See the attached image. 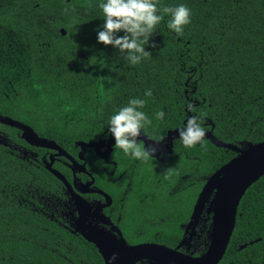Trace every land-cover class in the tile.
Masks as SVG:
<instances>
[{
	"label": "trees",
	"instance_id": "1",
	"mask_svg": "<svg viewBox=\"0 0 264 264\" xmlns=\"http://www.w3.org/2000/svg\"><path fill=\"white\" fill-rule=\"evenodd\" d=\"M99 2L0 0V8L8 9L0 12V22L16 18L2 21L12 22L15 32L6 40L15 41L14 48H29V54L21 56L31 61L24 78L11 80L15 90H9L8 97L0 92L1 114L31 124L69 153L77 151L74 141L99 136L110 115L133 97L145 100L142 110L152 123L143 132L150 137L203 113L205 132L210 130L218 140L240 147L264 140V0H160L162 5L184 3L191 22L177 36L167 28L165 16L145 45L150 55L137 65H129L110 45L96 42L103 23ZM147 89L150 97L143 95ZM189 103L192 111L187 110ZM157 111L164 112L162 119L155 118ZM18 132L0 124V139L5 141L0 142V264H103L96 247L70 231L56 213L62 208L57 199L62 183L19 149L25 143ZM175 151L176 174L168 189L177 186V192L170 200H156L154 190L144 191L146 210L155 216L134 215L141 197L128 203L129 217L142 232L141 237L129 236L133 241L175 244L181 235L177 222L186 220L205 177L235 155L209 139L192 148L177 142ZM85 156L88 169L96 173L100 159L90 149ZM143 176L145 183H153L147 173ZM188 179L190 189L184 187ZM152 203L157 209L152 210ZM207 213L211 216V210ZM157 216L163 219L161 234L152 236ZM173 216L176 224L170 222ZM208 241V236L198 241L192 254H202ZM218 264H264V175L241 197Z\"/></svg>",
	"mask_w": 264,
	"mask_h": 264
},
{
	"label": "flooded vegetation",
	"instance_id": "2",
	"mask_svg": "<svg viewBox=\"0 0 264 264\" xmlns=\"http://www.w3.org/2000/svg\"><path fill=\"white\" fill-rule=\"evenodd\" d=\"M7 10L8 9L6 8H0V12L2 13L7 12ZM2 19V21L16 20V18ZM2 21L0 22V92L2 96L8 97L9 90H15L11 80L14 77L24 78L27 75V72L31 69V61L27 56H21L22 52H27L29 54V48H21L22 50L14 48L16 42L6 40L11 33L14 35L15 32L13 31V25H10L12 22L8 24L2 23ZM40 67H43L40 73L43 77L44 65L42 62H40ZM1 79L6 80V83ZM186 119L187 118L182 121L181 125L167 129L162 136L157 138L150 137L144 132L141 133L137 139L141 141V143H144L145 147L150 145L155 148L154 155L149 157L145 162L136 161L130 157L124 156L121 151L114 146V141L111 136L105 135L108 125L99 136L84 141L96 143L97 148V150H95V146H85L83 154L84 159H80L78 155L81 150L78 141L82 140L74 141V147L77 146V151L74 153H69L58 144L68 155L78 162V165H75L74 170L68 157L55 154L57 152L56 149L28 144L20 137L19 130L17 135L25 143L23 144L24 147L19 146V149L24 148V153L35 159L36 162L42 163L44 167L45 163L50 161V155H52V167L61 172L70 184L71 189H68L66 185L57 178L62 183V191L59 193L60 196L57 197V199L62 201V208L56 213L62 221H65L68 224L67 228H69L70 231L80 235L88 241L79 231H74L76 226L75 221L79 219L80 215H82L85 217V223L89 224V227H85L84 229L86 232H89V234H92V236L100 237L102 234L107 236L115 235L117 238H123L128 244L145 242L158 243L174 248L181 253L193 255L192 253L195 251L197 242L200 240L205 241L207 239V231L209 228L210 215L207 213L209 210L207 207L208 203L202 208L194 227L192 226L193 223L190 222L193 205L200 190L198 191L189 212L187 211L186 220L182 217L181 220L177 222L176 216L170 218V222L175 224L176 222L179 223L178 226L181 229V235L175 244L168 245L154 240L133 241L129 238V236L136 238L142 236L140 227L129 217V209H131L128 204L129 202H139L137 199L141 197L140 210L134 212V215L141 213L152 214L155 216L153 211L146 210L144 191L148 189L154 190L155 199L159 200L162 198L161 200L163 202H165V198L170 200L174 195L173 193L177 192V186L172 187V190H170L168 189V183L171 179H174L173 176L176 174L174 169V157H176L178 153L175 151V148L177 142H180L176 134V129L183 127ZM25 123L31 126V124L27 122ZM31 127L33 128V126ZM171 131L175 132L173 133ZM39 135L42 136L41 134ZM88 149H90L94 156L100 159L96 166V173L94 168L91 170L88 169L85 156ZM119 154H121L122 159H119ZM38 156L39 158H37ZM80 164H84L85 171L79 168ZM60 166L63 167L60 169ZM187 168L189 169V167ZM144 173H147V175L152 177L153 183L144 182ZM99 174L104 175L102 180H97L96 177ZM188 174L189 173H187V175ZM90 181L91 183H87ZM188 183L189 184L184 187L190 189L192 183L190 180ZM181 195L182 193L180 192L179 197ZM61 196H64L65 198H62ZM45 198L46 197L44 196V201ZM78 205H81L82 207H79ZM155 209H157V206L152 203V210ZM83 210L85 211L82 212ZM152 222L158 224V226L155 227L152 236H159L161 234L159 225L163 223V219L157 216L156 218H153ZM91 243L94 245L93 242ZM152 263V260L142 259L135 261L133 264Z\"/></svg>",
	"mask_w": 264,
	"mask_h": 264
},
{
	"label": "water",
	"instance_id": "3",
	"mask_svg": "<svg viewBox=\"0 0 264 264\" xmlns=\"http://www.w3.org/2000/svg\"><path fill=\"white\" fill-rule=\"evenodd\" d=\"M60 32L65 34L63 28L60 29ZM0 123L18 129L20 137L28 144L56 149V155L68 157L73 170L75 165H78V162L55 141L40 136L25 122L0 114ZM171 132L174 133L175 131ZM204 138L209 139L218 147H225L236 152L235 156L208 175L193 205L190 217L193 227L206 203H209L208 208L211 210L209 241L205 251L200 255H191L158 243L128 244L121 237L117 238L115 235L107 236L105 234L95 237L85 231L84 228L89 227V224H86L85 217L80 215L79 219L75 221L74 231H79L88 241L94 243L103 258V264H133L135 261L142 259L152 260V264H218L226 251L233 232L237 206L241 197L253 182L264 175V140L247 143L240 147L218 140L210 130L205 132ZM0 142L5 143L4 139H0ZM78 144L81 147L78 154L80 159H84L85 146H95V150H97L96 143L90 141H78ZM50 158V161L45 163L46 169L61 180L68 189H71L62 173L52 167V155H50ZM79 168L85 171L84 164H80ZM87 183H91V181Z\"/></svg>",
	"mask_w": 264,
	"mask_h": 264
},
{
	"label": "clouds",
	"instance_id": "4",
	"mask_svg": "<svg viewBox=\"0 0 264 264\" xmlns=\"http://www.w3.org/2000/svg\"><path fill=\"white\" fill-rule=\"evenodd\" d=\"M98 8L103 23L96 30V42L111 46L124 54L129 65H137L150 54L145 50L154 29L167 16V28L180 36L186 25L191 22V10L184 4L162 5L160 0H100ZM145 97L152 95L151 89L145 90ZM145 100L133 97L124 106L119 107L108 119L106 136L110 135L114 146L124 156L145 162L155 153L152 146H144L137 138L152 121L142 110ZM192 111L191 103L186 105ZM203 113L190 115L176 134L183 146L192 148L203 146L205 128ZM163 111L155 113L156 119H162Z\"/></svg>",
	"mask_w": 264,
	"mask_h": 264
}]
</instances>
